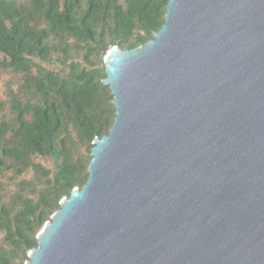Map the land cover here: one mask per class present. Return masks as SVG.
<instances>
[{
	"label": "water",
	"instance_id": "water-1",
	"mask_svg": "<svg viewBox=\"0 0 264 264\" xmlns=\"http://www.w3.org/2000/svg\"><path fill=\"white\" fill-rule=\"evenodd\" d=\"M111 48L117 112L25 264H264V0H169Z\"/></svg>",
	"mask_w": 264,
	"mask_h": 264
},
{
	"label": "trees",
	"instance_id": "trees-1",
	"mask_svg": "<svg viewBox=\"0 0 264 264\" xmlns=\"http://www.w3.org/2000/svg\"><path fill=\"white\" fill-rule=\"evenodd\" d=\"M168 3L0 0V77L20 78L6 88L0 122V264L29 261L61 201L86 185L93 142L110 134L117 112L104 57L154 40Z\"/></svg>",
	"mask_w": 264,
	"mask_h": 264
},
{
	"label": "rangeland",
	"instance_id": "rangeland-1",
	"mask_svg": "<svg viewBox=\"0 0 264 264\" xmlns=\"http://www.w3.org/2000/svg\"><path fill=\"white\" fill-rule=\"evenodd\" d=\"M107 54H106V56H107ZM83 56H84V53L82 50H80V57H79L80 61H83ZM19 82H20V78L18 76L12 75V74H3L0 77V122L2 120L3 115L6 114V111H7V107H5L3 105V103H5V101L7 100L6 88L8 85H12L16 89ZM82 153L84 155L89 154L90 150L88 148H83ZM37 162L42 163L47 168H52V163L48 160H44L42 158H39V159H37ZM10 176H11L10 174H7L4 177L5 178L4 180L8 181ZM27 178H31V175L28 176ZM2 239H3V235L0 234V242H2Z\"/></svg>",
	"mask_w": 264,
	"mask_h": 264
}]
</instances>
